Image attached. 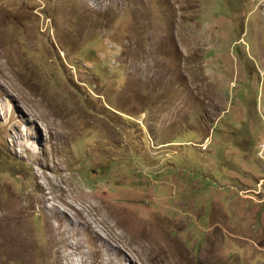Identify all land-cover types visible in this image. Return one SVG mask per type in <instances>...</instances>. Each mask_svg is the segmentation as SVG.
<instances>
[{"label":"rangeland","instance_id":"374dc122","mask_svg":"<svg viewBox=\"0 0 264 264\" xmlns=\"http://www.w3.org/2000/svg\"><path fill=\"white\" fill-rule=\"evenodd\" d=\"M0 264H264V0H0Z\"/></svg>","mask_w":264,"mask_h":264},{"label":"bare ground","instance_id":"6f19581e","mask_svg":"<svg viewBox=\"0 0 264 264\" xmlns=\"http://www.w3.org/2000/svg\"><path fill=\"white\" fill-rule=\"evenodd\" d=\"M34 154H35V153H34ZM69 204H70V203H69ZM71 205L74 206L75 203H72ZM51 206H52L51 208L54 209V210H55L56 208L58 209V210H56L57 213H63V214L65 213L64 210H62L59 206H56V205H54V204H52ZM82 216H83V215H82ZM73 228H74V227H73ZM74 230H75V229H73V230H71V231H74Z\"/></svg>","mask_w":264,"mask_h":264}]
</instances>
